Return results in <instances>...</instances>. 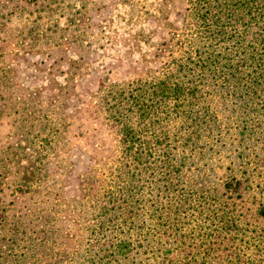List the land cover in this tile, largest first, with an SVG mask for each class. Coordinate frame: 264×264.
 Instances as JSON below:
<instances>
[{
  "label": "rangeland",
  "instance_id": "1",
  "mask_svg": "<svg viewBox=\"0 0 264 264\" xmlns=\"http://www.w3.org/2000/svg\"><path fill=\"white\" fill-rule=\"evenodd\" d=\"M38 2L24 5L5 36L0 32V264H68L77 247L81 256V177L96 169L94 187L110 189L126 156L112 105L173 69L195 30L189 0ZM258 83L248 92L207 89L185 113L174 112L170 125L159 124L169 131L163 139L180 169L182 202L188 200L179 205L175 241L161 240L167 263L200 264L209 253L223 264H264ZM25 171L37 181L22 196ZM228 217L236 224L225 226Z\"/></svg>",
  "mask_w": 264,
  "mask_h": 264
},
{
  "label": "trees",
  "instance_id": "2",
  "mask_svg": "<svg viewBox=\"0 0 264 264\" xmlns=\"http://www.w3.org/2000/svg\"><path fill=\"white\" fill-rule=\"evenodd\" d=\"M189 1L192 9L188 19L195 30L182 60L173 69L166 68L162 77L134 88L128 97L120 94L118 103L112 105V119L117 123L126 156L111 175L110 189L102 191L101 184L94 187L98 182L96 169L81 177L84 188L79 197L83 205L80 226L86 237L81 240V256L77 259L78 247L72 249L68 264H178L173 258L167 263V248L164 251L160 243L162 239L174 240V233L180 230L176 226L181 219L179 205L186 206L188 200L182 202L181 185L175 175L180 169L174 165L169 145L163 139L169 131L159 124L166 121L170 125L174 112L180 108L179 112L185 113V107L192 100L198 102V96L202 97L207 89L241 87L248 92L260 87L259 80L264 82V0ZM38 3L0 0V32L5 36L4 28L12 17L21 14L24 5ZM49 3L43 7L49 8ZM245 74L250 83L247 86L242 84ZM146 135L150 142L145 140ZM91 159L96 168V161ZM19 181L23 196L37 179L25 171ZM104 183L102 180V187ZM146 195L153 199L150 204L144 201ZM235 222L234 217H228L222 223L228 227ZM203 254L200 264L224 263L217 261L219 257ZM190 261L195 263L197 258L192 256Z\"/></svg>",
  "mask_w": 264,
  "mask_h": 264
}]
</instances>
